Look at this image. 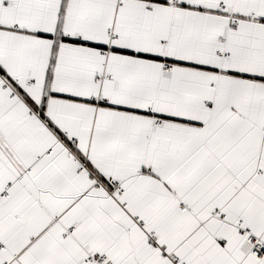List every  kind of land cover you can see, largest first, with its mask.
<instances>
[{
	"label": "snow or ice",
	"instance_id": "obj_1",
	"mask_svg": "<svg viewBox=\"0 0 264 264\" xmlns=\"http://www.w3.org/2000/svg\"><path fill=\"white\" fill-rule=\"evenodd\" d=\"M0 264H264V0H0Z\"/></svg>",
	"mask_w": 264,
	"mask_h": 264
}]
</instances>
